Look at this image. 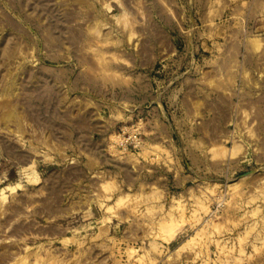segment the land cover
Returning <instances> with one entry per match:
<instances>
[{"label": "rangeland", "instance_id": "374dc122", "mask_svg": "<svg viewBox=\"0 0 264 264\" xmlns=\"http://www.w3.org/2000/svg\"><path fill=\"white\" fill-rule=\"evenodd\" d=\"M0 264H264V0H0Z\"/></svg>", "mask_w": 264, "mask_h": 264}]
</instances>
